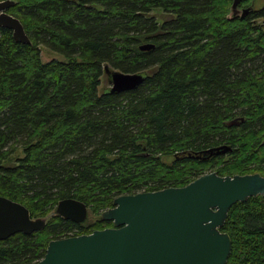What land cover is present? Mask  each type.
<instances>
[{"label": "trees", "instance_id": "trees-1", "mask_svg": "<svg viewBox=\"0 0 264 264\" xmlns=\"http://www.w3.org/2000/svg\"><path fill=\"white\" fill-rule=\"evenodd\" d=\"M232 3L15 0L8 12L31 43L0 27V195L48 218L0 240V264L39 261L51 240L85 234L56 213L63 198L98 214L120 195L210 172L264 176V4L230 19ZM42 46L64 59L44 61ZM107 66L147 78L100 92ZM221 230L232 240L226 264H264V195L232 205Z\"/></svg>", "mask_w": 264, "mask_h": 264}, {"label": "water", "instance_id": "water-1", "mask_svg": "<svg viewBox=\"0 0 264 264\" xmlns=\"http://www.w3.org/2000/svg\"><path fill=\"white\" fill-rule=\"evenodd\" d=\"M233 0L228 17L243 18L253 6ZM15 0H0V27L12 30L15 41L30 44L20 18L8 9ZM141 50L154 48L144 43ZM111 93H122L140 86L147 74L123 72L106 67ZM237 120L228 122L236 124ZM264 144V140L262 142ZM229 147L216 148L227 152ZM211 150H207L210 152ZM264 195L260 173L221 176L203 174L180 187L124 194L114 206L101 213L112 227L91 233L53 239L44 257L29 264H226L232 240L222 231L229 210L237 202ZM56 213L75 223L87 219L88 206L73 197L58 202ZM48 217H32L23 203L0 195V240L16 233L32 234L45 228Z\"/></svg>", "mask_w": 264, "mask_h": 264}, {"label": "rangeland", "instance_id": "rangeland-1", "mask_svg": "<svg viewBox=\"0 0 264 264\" xmlns=\"http://www.w3.org/2000/svg\"><path fill=\"white\" fill-rule=\"evenodd\" d=\"M264 4V0H257V2L255 3V5L252 3V2H250V4L249 5H247V6H250V5H252L253 6V8H259V7H261L262 5ZM247 6H243V7H247ZM156 14V13H155ZM258 21L260 22V23H263L264 22V17H260L259 19H258ZM42 51H41V54H42V58H43V60L44 61H48V60H51V59H53V58H58V59H64V56L63 55H61V54H59V53H57V52H53V51H51L50 49H47V48H45V46H42ZM111 86V84L109 83V80H108V76L107 75H104V79H103V82H102V85H101V88H100V92L101 91H103V88H109ZM17 154H19V155H23V153H21V152H18ZM101 217V213H98V214H96V213H94L89 207H88V218H87V220L82 224V226H84V227H86V226H88V225H90V224H92V223H94V221H96V220H98L99 218ZM111 223H109V225H110ZM107 225V224H106ZM105 225V226H106ZM81 231L82 232H84V229L83 228H81V227H78V228H74V230L73 231H70V233H81ZM62 237V236H61Z\"/></svg>", "mask_w": 264, "mask_h": 264}, {"label": "flooded vegetation", "instance_id": "flooded-vegetation-1", "mask_svg": "<svg viewBox=\"0 0 264 264\" xmlns=\"http://www.w3.org/2000/svg\"><path fill=\"white\" fill-rule=\"evenodd\" d=\"M247 174H253V173H247ZM87 218H88V216H87ZM99 219H101V217H100ZM86 220H87V219H86ZM86 220H85V221H86ZM71 221H72V220H71ZM85 221H83V222H81V223H77V224H81V226H82V224H83ZM108 222H110L111 224H110V225L107 224L105 227H112V226H113V222H112V221H108ZM93 224H94V223H92V224L86 226V227H88V228H87V230H86L85 232H83V233L86 234V233H88L87 231H89V230H91V229H93V230H95V229H99V228H92ZM86 227L82 226L81 228L85 229Z\"/></svg>", "mask_w": 264, "mask_h": 264}]
</instances>
